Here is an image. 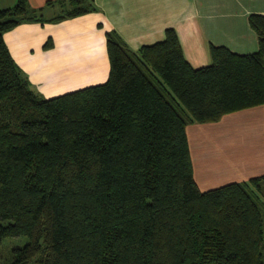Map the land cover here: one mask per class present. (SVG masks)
I'll return each instance as SVG.
<instances>
[{"label": "trees", "instance_id": "1", "mask_svg": "<svg viewBox=\"0 0 264 264\" xmlns=\"http://www.w3.org/2000/svg\"><path fill=\"white\" fill-rule=\"evenodd\" d=\"M0 8V264H264V176L201 192L185 128L264 107V15L256 52L210 47L193 68L172 28L132 52L105 33L107 80L52 98L31 87L4 33L97 12L93 0Z\"/></svg>", "mask_w": 264, "mask_h": 264}, {"label": "crops", "instance_id": "2", "mask_svg": "<svg viewBox=\"0 0 264 264\" xmlns=\"http://www.w3.org/2000/svg\"><path fill=\"white\" fill-rule=\"evenodd\" d=\"M9 1L10 7L16 0ZM49 0H27L43 7L45 19L60 12ZM53 1V0H52ZM97 12L57 23H23L3 35L15 63L34 91L60 96L107 80L105 33L113 31L132 52L164 38L174 29L182 54L193 68L210 64V47L246 55L257 51L248 24L251 14L264 15V0H93ZM8 4V3H7ZM193 179L205 192L264 176V107L221 117L215 123L186 126Z\"/></svg>", "mask_w": 264, "mask_h": 264}, {"label": "rangeland", "instance_id": "3", "mask_svg": "<svg viewBox=\"0 0 264 264\" xmlns=\"http://www.w3.org/2000/svg\"><path fill=\"white\" fill-rule=\"evenodd\" d=\"M8 3V4H7ZM9 1L5 2L3 4V0H0V8L4 5H9ZM14 4H10V7H12ZM56 15L59 14L58 10L55 11ZM26 238L25 237H8L4 238L2 241H0V255L6 254L8 249H11L13 247H21L25 244Z\"/></svg>", "mask_w": 264, "mask_h": 264}]
</instances>
